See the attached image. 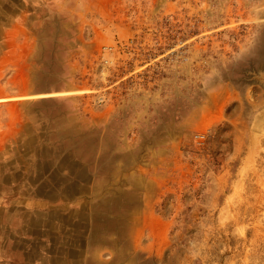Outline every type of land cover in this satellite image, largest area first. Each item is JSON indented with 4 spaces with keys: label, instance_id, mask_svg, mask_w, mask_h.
<instances>
[{
    "label": "rangeland",
    "instance_id": "rangeland-1",
    "mask_svg": "<svg viewBox=\"0 0 264 264\" xmlns=\"http://www.w3.org/2000/svg\"><path fill=\"white\" fill-rule=\"evenodd\" d=\"M25 1L0 0V56L3 27L30 13L18 58L0 57V98L17 67L30 79L23 96L53 100L0 103V132L25 115L99 149L106 180L154 175L167 249L158 260L130 253L131 263L264 264V0ZM26 141L0 145V224L20 190L4 180L23 177L41 140ZM117 195L139 206L138 186Z\"/></svg>",
    "mask_w": 264,
    "mask_h": 264
},
{
    "label": "crops",
    "instance_id": "crops-1",
    "mask_svg": "<svg viewBox=\"0 0 264 264\" xmlns=\"http://www.w3.org/2000/svg\"><path fill=\"white\" fill-rule=\"evenodd\" d=\"M29 15L28 11L21 10L3 27V40L9 44L10 51L1 58H18L15 48L30 34ZM27 76L14 68L10 75V97L0 98V103L23 105L53 100L23 96L22 91L28 86L25 89L22 86L30 80ZM26 117L11 118L9 128L0 132V145L5 139L16 140L17 147L28 138L41 140L30 151L23 177L17 180L10 177L3 183L10 189L20 188L5 198L6 208L1 209L3 245L0 252L5 261L10 264L15 259L18 264H133L130 253L141 254L144 259H160L168 245L169 225L157 211L165 186L154 175L143 176L140 172L134 175L132 184L117 178L106 180L103 172L100 173L99 149L71 144V137L59 130L43 131L26 126ZM44 139L52 140L43 142ZM7 146L4 153L15 149L11 144ZM116 165L121 167L123 161H117ZM125 177L128 179L129 173ZM137 186L139 206L130 210L129 197L119 196L117 192ZM119 199L121 207L115 206ZM124 217L127 219L126 246L124 227L119 225L120 218Z\"/></svg>",
    "mask_w": 264,
    "mask_h": 264
},
{
    "label": "built area",
    "instance_id": "built-area-1",
    "mask_svg": "<svg viewBox=\"0 0 264 264\" xmlns=\"http://www.w3.org/2000/svg\"><path fill=\"white\" fill-rule=\"evenodd\" d=\"M202 138H204V137H202Z\"/></svg>",
    "mask_w": 264,
    "mask_h": 264
}]
</instances>
